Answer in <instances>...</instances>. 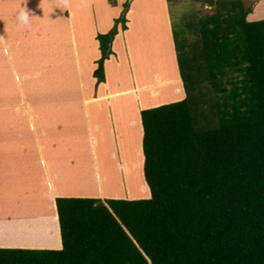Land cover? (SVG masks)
<instances>
[{"label":"trees","instance_id":"trees-1","mask_svg":"<svg viewBox=\"0 0 264 264\" xmlns=\"http://www.w3.org/2000/svg\"><path fill=\"white\" fill-rule=\"evenodd\" d=\"M167 2L191 5L171 22L184 97L140 111L150 197L57 198L62 249L0 248V264H264V20L251 0ZM128 5L96 36L97 83Z\"/></svg>","mask_w":264,"mask_h":264},{"label":"crops","instance_id":"crops-1","mask_svg":"<svg viewBox=\"0 0 264 264\" xmlns=\"http://www.w3.org/2000/svg\"><path fill=\"white\" fill-rule=\"evenodd\" d=\"M135 1L0 0V44L12 36V57L0 51V248L61 250L57 198H92L105 204L110 199L147 197L140 185L123 184L120 167L126 166L124 151L130 141L141 157V181L147 187L140 111L184 97L167 7L166 18L163 16L162 5H167V0L146 3H160L181 95L176 98L174 84L164 85L172 83L170 80L158 78L157 87L154 78L140 80L137 74L132 78L128 68L135 65L132 56L128 63L132 52L119 37L127 29L118 26L111 50L118 51L120 57L117 62L111 60L112 55L105 60L103 82L97 83L92 76L101 56L96 36L108 33L123 5L129 2L128 13ZM251 1L254 10L259 0ZM17 7L20 14L27 12L26 23L19 19ZM155 17L158 21L157 14ZM48 20H55L56 26L48 25ZM31 35L37 39L32 41ZM21 53L30 70L18 64ZM162 95L168 98L144 104ZM96 99L98 104H86ZM102 147H108L106 156L114 157V183L107 182L108 175L97 167ZM81 161L86 163L84 185L80 182ZM131 167L128 164L127 169L133 174ZM81 184L86 192H81ZM131 191L137 196L130 195ZM33 199L40 200V209L33 202L28 204Z\"/></svg>","mask_w":264,"mask_h":264},{"label":"rangeland","instance_id":"rangeland-1","mask_svg":"<svg viewBox=\"0 0 264 264\" xmlns=\"http://www.w3.org/2000/svg\"><path fill=\"white\" fill-rule=\"evenodd\" d=\"M147 1L148 0H143V1L136 0L135 2L132 3L131 11H128L127 18H126V20H127L126 24H128L127 25L128 26L127 31L123 32L119 36L122 39V45L126 49L130 48V50L132 52L131 54L128 53V63L130 62L129 61L130 56H132V59H134V63H135L134 67L132 66L133 67L132 68V67L128 66V68H130L132 70V71H130L132 78H133V74H137V76L139 77L140 80L151 81L154 78V80H156V82L158 84L157 87H159V85H160L159 79H165V81H167V80L172 81V83L169 82V83H166L165 85L174 84V86H175V92L174 93H175V95H177L176 96V98H177L178 96L181 95V89H180V85H179L177 75L174 71V65H173L174 63H173V59L171 56L170 43H169V39H168V37H169L168 36V27L166 28L165 24L163 22V17L161 16L162 11L160 8V3L158 2L157 5L155 3H151V5H150V2H148L149 4L146 3ZM127 3L129 4V2H127ZM249 3H252L254 5L253 1H251ZM193 6L197 9H200V12L202 15L213 13V8H211L209 6H201V4H199V3L197 5H193ZM166 7L168 8L169 17H170L169 22L171 21V22L177 24L179 22L180 18H182L185 11L188 8H191V5L186 4V3H182V2L173 3V4L171 2V5H170L169 2H167V5H165V6L162 5L164 18H166L165 12H164ZM16 12H17V14H20L18 7H17ZM156 14L158 16V21L155 17ZM105 15L107 17V9L105 10ZM247 20L249 22L264 20V0H259L257 7L254 8L253 12L251 11V13L247 16ZM54 21L48 20L47 24L52 25V26H56V23ZM160 21H162V22H160ZM6 22L8 23V21H6ZM1 25L2 24H0V26ZM122 25H118V27L122 28ZM171 25H172V23H171ZM2 32H3V29L0 30V33H2ZM30 37H31L32 41L37 39L35 37V35H31ZM0 38H2V36H0ZM192 40H194V38H192L191 35H188V37L186 38V44L192 43ZM10 41H12V36L10 37ZM10 41L0 44V51L3 52L5 56L12 57L11 52H10L12 50L11 49L12 45H11ZM9 46H10V49H9ZM189 51L191 52L190 49L186 50V52H189ZM21 55L23 56V58H21L19 61L16 59L18 61V64L24 65L28 70H30V68L28 67L29 65L25 61H23L25 54L23 55L21 53ZM117 56L120 57L119 52L113 51L111 60L114 62H117V58H118ZM151 66L154 68L153 72L149 70V67H151ZM108 73H109V75L110 74L112 75L111 67L109 68ZM35 74H37V73H35ZM132 85H134V84L132 83ZM146 86H148V85H146ZM107 97L108 96H106V99H107ZM156 97L157 96H155V98ZM167 98H168L167 95H165V96L162 95L161 97H159L157 100H155L153 102L145 100L144 104L159 103V102H162L163 100H165ZM99 99H101V98H99ZM99 99L87 100L86 104L88 105V104H90V102L98 104L100 102ZM177 99H175L173 102L178 101ZM170 103H172V102H170ZM132 146H133V144H131L129 141V146H128V148L126 147L125 151H124L125 158H126V164H125L126 166H125V169L120 167V169H121L120 175L123 176V184H125L126 181H130L132 184H137V185L143 186L142 181H141V173H140L141 162H138L137 159L131 160V158H130L131 156H129V154H130L129 152L132 150L134 151ZM107 151H108V147H102L101 148V150H100L101 154H98V156L96 158V163H97V167L99 166V171H100V167H101L103 175L104 174L108 175L110 180H108L107 182L114 183V181H115L114 177L117 176L114 169L117 166L113 163V162H115L114 157H112L113 159H111V158H109V156H106ZM82 152H83V149L81 148V153ZM82 155H81V158H82ZM99 155H101V156L99 157ZM100 158H102V159H100ZM139 161H141V157H139ZM128 164L132 165V167H131L132 171H133V168L135 169L133 171V174L132 173L130 174L129 169H127ZM134 164L137 166L136 168H135ZM85 167H86V163L81 161L80 168H81V178L82 179L80 180V182L83 185H84V180H85V177H84ZM95 180L99 183V177L97 174L95 175ZM82 184H81V186H82ZM145 189L148 192L147 197L138 198L139 200L148 199L149 190L147 187L144 186V189L142 188L141 193L146 194L147 192L144 191ZM81 192H86L83 186H82ZM128 193L132 196H137V194L132 193V191L128 192ZM110 200H116V199H110ZM31 202H33V205H35V207H37L39 209L42 207V204H41L39 199H33L30 202H28V204H30Z\"/></svg>","mask_w":264,"mask_h":264},{"label":"clouds","instance_id":"clouds-1","mask_svg":"<svg viewBox=\"0 0 264 264\" xmlns=\"http://www.w3.org/2000/svg\"><path fill=\"white\" fill-rule=\"evenodd\" d=\"M19 19L22 21V22H27V20H28V14H27V12H21V14H20V16H19Z\"/></svg>","mask_w":264,"mask_h":264}]
</instances>
